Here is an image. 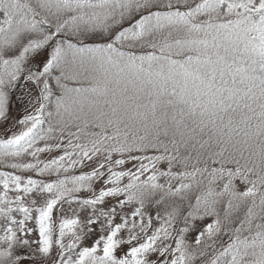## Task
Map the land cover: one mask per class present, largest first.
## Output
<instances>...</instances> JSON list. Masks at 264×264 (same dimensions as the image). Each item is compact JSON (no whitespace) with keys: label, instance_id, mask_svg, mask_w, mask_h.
Wrapping results in <instances>:
<instances>
[{"label":"snow or ice","instance_id":"snow-or-ice-1","mask_svg":"<svg viewBox=\"0 0 264 264\" xmlns=\"http://www.w3.org/2000/svg\"><path fill=\"white\" fill-rule=\"evenodd\" d=\"M0 264H264V0H0Z\"/></svg>","mask_w":264,"mask_h":264}]
</instances>
